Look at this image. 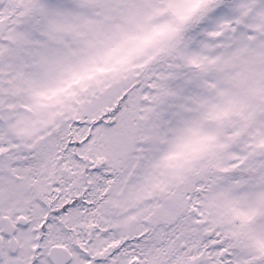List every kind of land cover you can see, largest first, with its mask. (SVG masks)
<instances>
[{
    "label": "snow or ice",
    "instance_id": "obj_1",
    "mask_svg": "<svg viewBox=\"0 0 264 264\" xmlns=\"http://www.w3.org/2000/svg\"><path fill=\"white\" fill-rule=\"evenodd\" d=\"M0 264H264V0H0Z\"/></svg>",
    "mask_w": 264,
    "mask_h": 264
}]
</instances>
